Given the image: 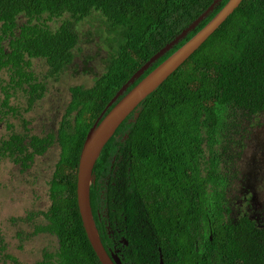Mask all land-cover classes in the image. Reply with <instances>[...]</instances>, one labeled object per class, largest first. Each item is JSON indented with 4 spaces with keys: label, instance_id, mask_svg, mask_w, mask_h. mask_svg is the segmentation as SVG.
<instances>
[{
    "label": "trees",
    "instance_id": "obj_1",
    "mask_svg": "<svg viewBox=\"0 0 264 264\" xmlns=\"http://www.w3.org/2000/svg\"><path fill=\"white\" fill-rule=\"evenodd\" d=\"M213 1L0 0V70L10 73L4 86L0 80L4 117L12 110H6L11 92H28L30 103L42 97L44 89L30 72L32 59L46 62L49 77H57L72 65L79 42L76 25L97 13L112 34L102 75L89 89H69L70 102L57 135L60 160L51 182L50 223L33 232H49L57 239L58 249L54 255L43 254L36 264H100L85 236L76 203L83 140L133 73ZM227 1L144 75L188 41ZM64 16L57 28L50 27ZM20 17L25 22L19 26ZM139 107L135 122L125 120L119 126L92 171L99 176L109 171L116 177L111 192L129 213L130 260L158 264L161 255L163 264H264V218L260 224L247 217L222 222L223 209L228 212L224 208L227 187L217 165L219 155L234 149L236 126L264 113V0H243ZM118 134L127 139L116 138ZM36 143L35 137L25 145L24 138L13 136L0 143V156L25 163L31 160L27 148H35ZM204 148L210 157L205 178L199 171ZM89 201L95 215L100 196L92 186ZM4 249L0 239V256ZM3 257L9 264H21Z\"/></svg>",
    "mask_w": 264,
    "mask_h": 264
},
{
    "label": "rangeland",
    "instance_id": "obj_2",
    "mask_svg": "<svg viewBox=\"0 0 264 264\" xmlns=\"http://www.w3.org/2000/svg\"><path fill=\"white\" fill-rule=\"evenodd\" d=\"M66 18L67 16H64L49 25L53 29L57 28ZM24 22L25 19L20 17L18 25L20 26ZM76 29L79 44L74 50L75 58L72 65L57 80H46L47 90L44 98L36 103L29 113L24 114L21 111L22 119L28 123L30 135L42 136L50 131L55 132L70 100L69 89L73 86L91 88L95 77L105 70V59L110 55L107 42L112 40V34L109 33L103 20L97 13H93L91 19L76 25ZM31 63L32 71L38 81H42L48 71L44 61L35 59L31 60ZM6 76L7 72L0 73L2 80L7 79ZM12 104L20 108L25 107L23 95H18ZM257 119L259 125L252 126L249 130L251 136L247 138L246 147L240 157L239 172L240 180L245 187L249 191L256 192L258 198L261 196L264 201V192L257 191L264 186V160L259 159L255 169L251 167L252 156L258 152L264 153V147L260 146L261 142L255 144L253 140L254 134L264 129V113ZM6 123L14 125L15 132H22L21 125L10 117L3 124L0 123V139L8 137ZM260 155L263 156V154ZM58 157L59 149L54 146L48 150L44 157L36 161L37 168L33 170V174L38 177V182L34 186L21 182L15 175L11 179L13 165L5 159L0 162V231L5 245L4 253L14 256L22 264H34L40 261L43 251L53 252L56 248L55 240L43 234L31 237L29 240L26 239L27 235H32L34 224L21 223L19 220L14 224L12 219H23L27 212L35 211L37 206L40 209L42 205L45 207L48 205L47 187L44 183L50 179ZM238 189L239 187H237ZM33 192L36 193V198L32 196ZM227 197L232 198V195L229 194ZM39 221L36 220L34 223ZM20 245L21 247H19ZM4 253L0 256V264H9L8 261L3 262Z\"/></svg>",
    "mask_w": 264,
    "mask_h": 264
},
{
    "label": "flooded vegetation",
    "instance_id": "obj_3",
    "mask_svg": "<svg viewBox=\"0 0 264 264\" xmlns=\"http://www.w3.org/2000/svg\"><path fill=\"white\" fill-rule=\"evenodd\" d=\"M78 44H79V42H78ZM73 53H74V51H73ZM32 60H35V59H32ZM73 62H74V60H73ZM44 63L47 66L45 61H44ZM47 69H48V66H47ZM3 71L7 72V76H6L7 79L3 80L4 83L1 86H4L6 84V82L9 81V76H10V73L8 72V70L1 69L0 73ZM30 72L36 78L35 83L42 86L44 89V91L42 93V97L41 98L36 97L34 99V101L32 103H30L29 102L30 98L28 99V95H27L28 92H27V94H26V92H11L10 93L12 95H11V98L7 101L8 107L6 110H9V109H12V110H11L10 114H8L6 117H4L2 114H0V123L3 124L4 122H6L7 119L12 117L13 119H15V121H17L18 124L21 125L22 132L21 133L15 132L13 130L15 128L14 125H12L11 123H6V131L8 132V137L6 139L5 138L0 139V143L2 141L9 140L13 136H18L19 138H22V139L24 138V144L25 145L27 142H29V140L32 137H35V138H37L36 144H38V145L35 146V148H32L31 146L27 148L26 154L31 155V160H29L25 163H22V162L15 163L14 159H11L8 157H3V156H0V162L5 159L13 165L12 166L13 167L12 168L13 173L10 174L11 179H12V176L15 175V176L19 177V180L21 182L28 184L29 186H34L38 182L37 181L38 177L33 174V170L37 168V166H36L37 162L36 161L39 158L44 157L45 154L48 152V150L51 149L52 147L56 146L59 149V157H58V160L53 167V171H52V174L50 176V179L49 180L47 179L44 183L47 187L48 205L46 207H45V205H42V207L40 209L37 206L36 207L37 209L35 211L27 212L23 219H21V218L12 219L14 224L17 223L18 220L21 223L24 222L26 224H34L33 225L34 226L33 232H34L36 227L46 226V225H49V223H50V220H49V217H47V214H48L49 209L51 208V200H50L51 182L53 180V175H54L55 171L57 170V165H58V162L60 160V144L58 142L57 135L59 133L58 130H59L60 122H61L62 118H61L55 132L50 131L49 133L42 135V136L30 135L29 134V128L27 127L28 123L22 119L21 111H23L24 114L29 113L32 110V108L34 107V105L44 98V95H45L46 90H47L46 83H45L46 80H48V79L57 80L59 78V76L64 73V71L61 74L59 73L57 75V77H53V76L49 77L46 74L43 77L42 81H38V78L36 77L34 71H32V63H31ZM47 73H48V71H47ZM102 73L100 75H102ZM144 74L140 78L135 80L134 83L131 84L127 88L126 92L131 90L141 79H143L146 76ZM99 76L95 77V79L98 78ZM95 79H94V81H95ZM0 80H2V78H0ZM24 87L26 88V86H24ZM18 95H23V97H24L25 107H23V108H20L19 106L12 104V101L15 100ZM120 98H122V97L120 96ZM4 100H5V97L1 93V90H0V103H2ZM69 102H70V100H69ZM67 106H66V108H67ZM66 108L64 110L63 115L66 112ZM109 110H110V108H109ZM139 112H140V107L138 106L135 109V111H133L126 118V121L128 123L135 122V119L138 117ZM257 125H259L258 119H254V118H251V120L243 119V122H241L238 126H236V130H235L236 133H235V137H234L235 146H234V149H232L233 151L232 152L230 151L229 153H226V154H221L217 158L218 169H220L224 173L223 177L225 178V183H226V187H227L224 190V194H225V198H226L225 199L226 205H224L225 206L224 208L228 209V212L226 213L223 209V212H222V215H223L222 222L223 223H228L231 221H232V223H235L237 220L240 219V217H247L251 221L256 222L257 224H260L264 218V201H262L261 196H259V198H258V195L256 194V192L249 191L245 187L243 182L240 180V172H239L240 157H241V155H242V153L246 147L245 143L247 141V138H249L251 136V132L249 130L252 128V126H257ZM114 135H115V133H114ZM50 136H52V137H50ZM119 137H121L122 141L127 139V135H123V134L116 135V138H119ZM49 139H51V143L47 145V140H49ZM43 147H46V149L44 151H43ZM203 151H204L205 159L199 165V167H200L199 171H200V176L205 178L207 176V173H206V171H204V167H207L209 165L210 157H209V152L206 148H204ZM21 158H23V157H21ZM114 159L115 158L113 157L111 162H113ZM205 161L207 162L206 165L202 164ZM111 167H112V163H111L110 169H111ZM114 170H116V169H114ZM108 172L106 175L104 174L103 176H101V175L99 176L97 174L95 175L92 173L93 181H92L91 186L94 188V192L95 191L97 192L98 197L100 196V202H99V205H98L97 210L95 212V215L92 214L93 220L95 222V226H97V223H98L99 229L97 227H96V229L98 231L100 241H101L104 249L108 253V255L110 257H112V259L116 263L118 261L119 264H134V262H132L130 260L133 247L129 246V240L127 238V234H128V230H127L128 217H127V215L129 216V213L125 210L127 206H125V205L120 206L118 204L117 197L115 196L114 193L111 192V190L113 188L114 189L116 188V183L113 182V181H115L116 177H115V175H111L110 173L108 174ZM91 186H90V188H91ZM237 187H239L238 190H237ZM229 189H230V192H228ZM257 191L264 192V186H262L261 189H258ZM229 194L232 195V198L227 197ZM35 195H36V193L33 192L32 196L34 198H36ZM234 200H237V201L235 202ZM120 208H123V211H120ZM36 220H40L41 224H40V221L34 223ZM33 232H32V235H30V234L28 235V240L31 237H35L37 235L43 234V235L52 237L56 243V248L53 252H49V251H43L42 252L40 261L42 260L43 254H45V253L50 254V255H54L58 249L57 239L54 236L50 235L49 232H40V233H36V235H33ZM0 239H2L1 231H0ZM19 247H21V245ZM159 250L160 249L157 248L158 254H159ZM4 252H5V249L2 251V253H4ZM5 256L15 258L14 256L9 255V254H5ZM160 258H161V255H159V262H160ZM2 259H3L4 263L7 261L4 259V257ZM15 259H17V258H15ZM127 260H129V262ZM17 261L19 262L18 259H17ZM8 262L10 263L9 260H8ZM37 262H39V261H37ZM37 262H35L34 264H36Z\"/></svg>",
    "mask_w": 264,
    "mask_h": 264
},
{
    "label": "water",
    "instance_id": "obj_4",
    "mask_svg": "<svg viewBox=\"0 0 264 264\" xmlns=\"http://www.w3.org/2000/svg\"><path fill=\"white\" fill-rule=\"evenodd\" d=\"M223 0H214L195 20L184 28L175 38L155 53L116 93L107 107L94 122L86 134L77 165L76 203L82 228L87 241L100 264H119L104 249L93 220L89 191L93 181L92 170L103 148L113 137L119 126L150 94L156 91L180 66L183 65L240 6L243 0H228L224 6L188 41L162 61L149 74L141 79L131 90L127 88L140 78L157 61L164 57L203 21H205ZM125 93V94H124ZM124 94V95H123ZM120 96L122 98H120ZM120 98V99H119ZM119 99V100H118ZM110 108V110H109ZM263 137V138H261ZM254 143L261 142L264 147V129L254 134ZM252 140V141H253ZM253 144V145H255ZM254 148V147H253ZM247 153V151H246ZM260 154H263L261 156ZM246 158V157H245ZM264 160V153L258 152L251 158V167L255 169L258 160ZM159 264H163L161 258Z\"/></svg>",
    "mask_w": 264,
    "mask_h": 264
}]
</instances>
